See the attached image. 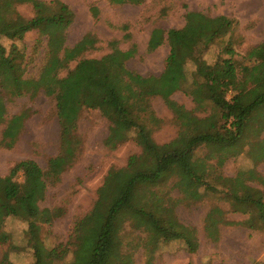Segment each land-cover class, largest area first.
Returning a JSON list of instances; mask_svg holds the SVG:
<instances>
[{
	"label": "trees",
	"instance_id": "1",
	"mask_svg": "<svg viewBox=\"0 0 264 264\" xmlns=\"http://www.w3.org/2000/svg\"><path fill=\"white\" fill-rule=\"evenodd\" d=\"M52 1L57 5L55 11L41 0H0V39L12 42L9 49L0 43V125H4L0 149L13 147L28 117L25 110L7 119L6 101L12 98L42 91L54 100L60 128L58 153L47 161L46 169L26 159L16 162L7 175L0 176V244L8 242V235L3 231L6 219L19 218L27 223L25 234L33 264H133L131 256L122 252L120 230L126 223L147 234L149 257L160 242L179 239L188 252H195L198 246L195 230L174 216L173 207L177 202L154 188L174 178L172 188L189 201H198L206 191L215 190L207 181L214 166L207 164L206 158L198 159L194 155L200 146L235 156L249 145L254 162L264 159V140L244 142L254 115L264 109V40L249 50L248 63L238 64L228 43L222 51L227 57L207 64L202 53L216 40L227 37L230 41L236 23L223 15L211 17L187 11L181 28L164 31L155 27L150 32L146 44L148 53L164 43L169 48L159 76H142L130 71L126 66L130 51L114 49L100 59H80L64 77H59V72L93 43L85 36L72 48L64 47V37L59 32L72 22L73 13L65 4ZM145 1L110 0V3L140 5ZM18 4H31L34 17L22 18L15 11ZM90 11L97 18L98 10L92 7ZM48 26L56 31L46 30ZM32 30L49 33L48 51L38 77L26 79L24 54L14 41ZM188 62L195 68L185 92L198 107L208 104L212 113L199 119L183 112L182 125L186 131L175 140L158 145L152 140L150 130L139 121V114H148L154 119L148 112L152 97L162 98L173 112H178L177 104L169 96L185 87ZM83 110H98L110 123L104 140L107 148L114 149L132 139L141 153L132 155L124 167L108 171L92 209L75 222L67 242L47 248L40 237L41 227L51 224L63 211L40 208L39 203L44 200L48 185L57 183L77 159L81 141L75 132ZM224 161L221 154L216 165ZM222 182L232 211L247 213L248 218L237 223L226 221L217 218L221 212L212 208L204 220L207 235L213 236L219 224L264 231V177L248 169ZM247 182H255L258 187ZM90 229L94 235L89 234ZM70 248L73 254L88 249L89 258L83 261L74 257L64 262ZM6 259L4 254L2 263Z\"/></svg>",
	"mask_w": 264,
	"mask_h": 264
},
{
	"label": "rangeland",
	"instance_id": "2",
	"mask_svg": "<svg viewBox=\"0 0 264 264\" xmlns=\"http://www.w3.org/2000/svg\"><path fill=\"white\" fill-rule=\"evenodd\" d=\"M55 11L57 5L52 0H41ZM73 13L72 22L59 32L64 37V47L72 48L87 36L93 43L80 57L70 62L59 72L64 77L80 59H100L114 49L130 51L127 68L142 76H159L169 48L166 43L148 53L146 44L153 28L164 31L179 29L184 25L187 11L201 12L207 16L223 15L236 23L230 41L227 37L216 40L201 55L207 64H214L218 58H226L222 51L226 44L232 45L233 59L238 64L248 63L249 50L264 40V0H146L140 5L112 4L110 0H58ZM98 10L97 18L91 15L90 8ZM15 11L24 19L34 17L31 4L15 5ZM54 27H47L52 31ZM53 30V31H54ZM54 31V32H55ZM57 33V32H56ZM48 34L43 31L27 32L21 40H16L24 54V78L36 79L47 58ZM0 43L9 49L11 41L1 38ZM62 53H60L61 55ZM194 65L186 63V85L170 94L179 110L173 112L160 97L149 99V113H141L140 122L151 132L152 140L167 144L185 132L182 125L183 112L191 113L202 119L212 113L208 104L198 107L187 95L185 89L192 82ZM28 111L23 128L12 148L0 149V176L8 174L9 169L18 161L32 160L41 169H46L47 161L59 150V123L54 100L42 91L35 95H23L6 101V117ZM110 123L98 110H83L78 118L76 136L81 141L80 150L74 164L62 173L57 183L48 185L46 196L39 203L40 208H61L62 214L49 225H43L40 237L47 248L65 244L77 220L92 209L97 190L110 169L122 168L132 155L141 153L140 147L132 139L114 149L104 145ZM4 125H0V139ZM264 140V109L257 111L244 137L251 144ZM250 146L246 145L238 155L216 153L212 148L200 146L194 151L198 159L206 158L207 164L214 166L212 175L207 178L215 190L206 191L198 201L186 200L182 193L172 188L175 181L170 178L154 188L157 193L174 200V216L177 220L195 230L197 249L188 252L183 240L160 242L149 257L148 237L140 230L133 229L129 223L122 226L120 238L122 252L131 256L133 264H264V231H254L241 225H217V232L208 236L205 231V216L212 208L221 213L217 218L241 222L248 218L247 213L233 212L225 199L222 179L234 178L239 171L254 169L264 177V159L254 162ZM225 157L218 166L219 155ZM220 180H219V179ZM248 185L258 187L255 182ZM27 223L19 218L6 219L3 231L8 242L0 244V264H33V253L28 248L26 237ZM90 235L95 232L90 229ZM153 248V246H150ZM64 262L74 257L86 261L88 249L77 251L73 248ZM4 254L7 259L2 263Z\"/></svg>",
	"mask_w": 264,
	"mask_h": 264
}]
</instances>
